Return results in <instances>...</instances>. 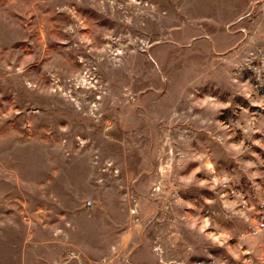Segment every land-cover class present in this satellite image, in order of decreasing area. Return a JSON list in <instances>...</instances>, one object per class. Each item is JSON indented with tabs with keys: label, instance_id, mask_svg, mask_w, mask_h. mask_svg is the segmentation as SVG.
Wrapping results in <instances>:
<instances>
[{
	"label": "rangeland",
	"instance_id": "obj_1",
	"mask_svg": "<svg viewBox=\"0 0 264 264\" xmlns=\"http://www.w3.org/2000/svg\"><path fill=\"white\" fill-rule=\"evenodd\" d=\"M110 249L264 264V0H0V264Z\"/></svg>",
	"mask_w": 264,
	"mask_h": 264
},
{
	"label": "crops",
	"instance_id": "obj_2",
	"mask_svg": "<svg viewBox=\"0 0 264 264\" xmlns=\"http://www.w3.org/2000/svg\"><path fill=\"white\" fill-rule=\"evenodd\" d=\"M3 245L7 246L6 243L3 244ZM118 245H119L118 242L117 243H113V244H111V247L115 246V248H116ZM79 252L80 251L75 253V252L72 251L71 255L66 254L65 256H62L57 261V263H50V264H97V263H99L96 260L92 261L91 258L89 256H86L83 251H81L80 253ZM78 253H79V255H76ZM107 253H108V255H106V258H104V262H105L104 264H121V260L119 258L120 256L117 255L118 253L115 254L114 251L112 252L111 249ZM136 261H137V259L135 258V256H134V258H133V256H131L129 258L127 257V264L128 263L136 264ZM2 262H3V264H8V262H9L8 259H6V257L4 255L2 256ZM40 262L45 263V262H49V261L46 258L45 261L41 260ZM19 264H28V257L24 256L21 259Z\"/></svg>",
	"mask_w": 264,
	"mask_h": 264
}]
</instances>
